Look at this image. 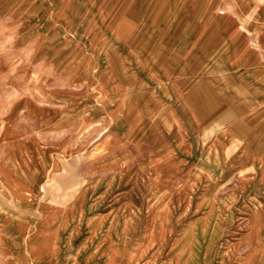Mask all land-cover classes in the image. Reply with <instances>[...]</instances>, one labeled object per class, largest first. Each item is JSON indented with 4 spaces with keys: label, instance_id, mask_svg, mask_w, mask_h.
Returning <instances> with one entry per match:
<instances>
[{
    "label": "rangeland",
    "instance_id": "rangeland-1",
    "mask_svg": "<svg viewBox=\"0 0 264 264\" xmlns=\"http://www.w3.org/2000/svg\"><path fill=\"white\" fill-rule=\"evenodd\" d=\"M260 68L264 0H0V264H264Z\"/></svg>",
    "mask_w": 264,
    "mask_h": 264
},
{
    "label": "crops",
    "instance_id": "crops-1",
    "mask_svg": "<svg viewBox=\"0 0 264 264\" xmlns=\"http://www.w3.org/2000/svg\"><path fill=\"white\" fill-rule=\"evenodd\" d=\"M178 53H179V51H178ZM259 69V68H258ZM261 69V72H260V74L261 75H263V77L262 78H259V85L261 84L262 86H263V90H264V70L262 71V68H260ZM254 79V78H253ZM228 81H229V83H230V85L229 86H226V85H222L221 87H220V90H221V93L227 98V99H229L230 98V100H231V104H228V105H224V106H222L219 110H221V109H224L225 111L226 110H228V111H226L227 112V114H230L231 115V112H232V114H233V116H235V119L233 120V122H232V125L230 126V127H228L227 129H225V130H228V131H230L231 132V136H230V138L232 137V135H233V133H235L234 131H236V129H242L246 134H247V127H245L242 123H241V121L243 122H245V123H253L254 125H256L257 123H259L260 124V121L259 122H257V123H254V122H251V121H249V120H247V112L243 109V108H240L241 110H242V112H241V114H240V119H238V113H237V111L234 109V104H233V94H234V92H237L235 89H234V87L231 85V80H230V77H228ZM227 84V83H226ZM245 85H246V83L244 84V86L242 87V89H241V95L244 97V95H245V92L247 91L246 90V87H245ZM216 87V86H215ZM230 90V92L228 91V90ZM230 93H233L231 96H229V94ZM238 93V92H237ZM263 95H264V93H263ZM136 99H137V97H136ZM148 101V100H147ZM148 107H151L148 103L145 105V108L144 109H139V115H140V117H141V119H143L142 121H140V123H138V124H136L135 122H133V121H130V125H134V126H136V127H138V131L139 132H141L140 131V129L144 132V134H145V137L146 138H148L147 137V134H148V132H150V131H152V130H154L153 129V127H155V125L153 124V122H151L148 118H146L145 117V115H146V108H148ZM243 107V106H242ZM236 108H238V107H236ZM218 110V111H219ZM218 111H216V112H218ZM245 111V112H244ZM216 112H214L213 114H215ZM212 114V115H213ZM211 115V116H212ZM226 116V115H225ZM232 116V117H233ZM207 119V118H206ZM205 120V119H204ZM168 126H172V125H178V122H175V121H173V122H171V121H169V120H165L164 121ZM259 128H261V126L259 125ZM224 131V130H223ZM259 131H260V133H262L264 130H262V129H259ZM262 131V132H261ZM222 132V131H221ZM219 133V132H218ZM217 133V134H218ZM259 132H258V134H260ZM230 138L228 139V141L230 140ZM242 139L244 140L245 139V137H242ZM227 141V142H228ZM74 144H71L70 146H69V148H68V150H67V156H68V159H71V161H78L79 159H84V157H85V155H84V149H83V147H81V144H79V145H77V146H73ZM66 148V149H67ZM78 148L79 149H81V150H78ZM198 159H199V161L201 162V163H203V165L205 164V165H207V166H209L210 168H213L214 170L216 169V167H218V164H217V161H215L216 159L214 158V155L213 154H211L208 150H206L205 148H201V152H200V154H199V157H197ZM47 159H49L48 161L49 162H51V161H53L55 164H56V166L58 165V160H55V159H53V160H51V157H48ZM84 161V160H83ZM47 165H48V163H47ZM56 168V167H55ZM55 168H53V169H50V170H48L47 171V174H46V176L44 177V179L46 178V177H49V176H53V174L55 173ZM259 175H260V177H261V180H263L264 181V169L263 170H259ZM52 178V177H51ZM82 180L84 181V183L82 184V189H81V192H80V194L82 195V197L84 198V199H87L88 197H89V195H91V193L93 192H90V193H86V186L88 185V182H91L92 180L91 179H89V176H87V174H85V173H83V175H82ZM43 179V180H44ZM47 179V178H46ZM57 180H61L60 178L58 179L57 178ZM74 180V179H73ZM2 183H3V181L1 180V182H0V194H2L3 195V197H6V198H9L7 195H5L4 194V192H2V189H1V185H2ZM67 189L68 187L67 186H62L61 185V187H60V189L61 190H64V189ZM87 189H90V187L89 186H87ZM42 191H44V188L42 187V183H41V190H40V192H38V191H35L37 194H39V193H41ZM0 210H1V212L3 213V212H5L7 215L9 214L8 213V211L5 209V207H4V205L3 204H1L0 203ZM19 219V221H22V220H24V219H21V218H18ZM251 226H252V228L254 229V228H256V232L257 233H259V232H261L262 231V229H263V227H264V219H260V218H254V217H252V219H251ZM48 228H49V230H48V232H46L45 233V240L44 241H41V243H39V245L36 243L35 245H34V247H33V249H30V248H27L26 249V247H25V250L24 251H22L21 252V254H22V256H23V258H25V261H21V263L22 264H29V258H34L33 260H37L38 259V256H37V254H36V250H34L35 248H39V247H41V245H43V244H46V243H53V242H58V243H60L61 241H62V236L61 235H58V236H56V237H54L55 236V233L53 232V229H51V227H49V225H48ZM54 235V236H53ZM24 253V254H23ZM21 254H20V256H21ZM74 255V254H73ZM85 256L87 257V255L86 254H84V253H81L80 254V257H79V260H84V258H85ZM73 257V256H72ZM101 258H99V259H101V260H106L105 258H102L103 256H100ZM54 258H55V264H65V262L62 260V258H61V256H59V257H57V256H54ZM4 260V259H7V260H10V253H9V251L3 246V244H2V242H1V240H0V260ZM71 259H76V258H71ZM91 259V257H90V255L87 257V258H85V260L86 261H89ZM94 259V258H93ZM252 264H255V261H254V263H252Z\"/></svg>",
    "mask_w": 264,
    "mask_h": 264
},
{
    "label": "bare ground",
    "instance_id": "bare-ground-1",
    "mask_svg": "<svg viewBox=\"0 0 264 264\" xmlns=\"http://www.w3.org/2000/svg\"><path fill=\"white\" fill-rule=\"evenodd\" d=\"M12 181H14V179L12 180ZM16 181H17V179H16ZM8 182V181H7ZM16 186V185H15ZM27 191V190H26ZM17 193V192H16ZM8 194V193H7ZM15 194V193H14ZM18 195V194H17ZM10 197V196H9ZM71 205V204H70ZM13 209H15V208H13ZM19 211V210H18ZM16 212V211H15ZM18 213V212H17ZM6 214V213H5ZM8 216H9V221L11 222L10 223V226H11V224H17V223H19V219H18V217H16V216H14L13 214H8ZM14 226V225H13Z\"/></svg>",
    "mask_w": 264,
    "mask_h": 264
}]
</instances>
